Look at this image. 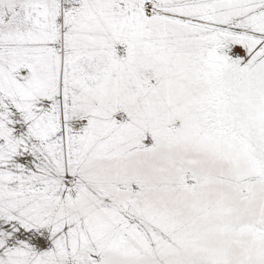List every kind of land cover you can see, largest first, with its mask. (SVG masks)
I'll list each match as a JSON object with an SVG mask.
<instances>
[{"label": "rangeland", "instance_id": "1", "mask_svg": "<svg viewBox=\"0 0 264 264\" xmlns=\"http://www.w3.org/2000/svg\"><path fill=\"white\" fill-rule=\"evenodd\" d=\"M78 2L0 0V264H264V0Z\"/></svg>", "mask_w": 264, "mask_h": 264}, {"label": "bare ground", "instance_id": "2", "mask_svg": "<svg viewBox=\"0 0 264 264\" xmlns=\"http://www.w3.org/2000/svg\"><path fill=\"white\" fill-rule=\"evenodd\" d=\"M66 1V8L68 9V10H70L71 11V13L72 12H75L76 11V9H77V7H78V5L80 4L79 2H78V0H65ZM80 1V0H79ZM64 1H62V3H63ZM65 7V6H64ZM67 9H65L64 8V10H66L67 11ZM59 23V22H58ZM55 43V42H54ZM58 43V42H57ZM53 44V43H52ZM47 45V44H46ZM51 45V44H50ZM51 47V46H50ZM53 47V46H52ZM121 47V46H120ZM232 51V53H234V54H236V55H244V50H243V48H241V47H239V46H234L233 47V49L231 50ZM121 52V51H120ZM44 104H45V106L47 107L48 106V102H47V100H45V102H44ZM15 108H13V110H14ZM12 110V111H13ZM15 111V110H14ZM14 118H15V120H19V122H17V123H15V125L17 126V128H18V130H20V131H22V132H25V128H24V126L21 124V120H20V117L19 116H14ZM13 118V119H14ZM23 121H24V119H23ZM70 122H71V124H72V128H74V129H79V128H81L82 126H83V124H84V122L82 121V120H80V119H73V120H70ZM27 128V127H26ZM29 138H30V141L28 142V146H32V145H34V144H37V143H39L40 141H39V139H38V137H35V136H29ZM40 144V143H39ZM41 145V144H40ZM31 159H32V155L31 154H29L27 157H23V158H19V161H21V162H29V161H31ZM29 238V237H28ZM36 239V238H35ZM36 242V241H35ZM44 243H42V245H43ZM45 245V244H44ZM43 245V246H44Z\"/></svg>", "mask_w": 264, "mask_h": 264}]
</instances>
